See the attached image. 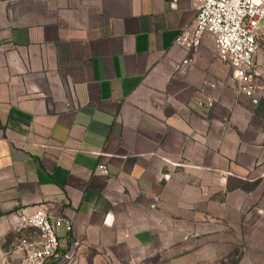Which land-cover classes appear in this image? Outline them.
I'll return each instance as SVG.
<instances>
[{"label": "crops", "instance_id": "0c3cea01", "mask_svg": "<svg viewBox=\"0 0 264 264\" xmlns=\"http://www.w3.org/2000/svg\"><path fill=\"white\" fill-rule=\"evenodd\" d=\"M195 16L192 0H0V262L25 264L39 233L17 226L38 207L70 223L46 264H202L245 216L264 97L236 95L210 34L179 66Z\"/></svg>", "mask_w": 264, "mask_h": 264}, {"label": "built area", "instance_id": "2783aa9c", "mask_svg": "<svg viewBox=\"0 0 264 264\" xmlns=\"http://www.w3.org/2000/svg\"><path fill=\"white\" fill-rule=\"evenodd\" d=\"M177 0H172L174 5ZM196 9L193 23L184 28L175 42L188 55L179 66L193 62L194 52L201 44L204 34L213 37L216 58L230 70V80L235 83L237 96L248 99L264 97V67L255 60L259 48L257 29L264 27V0H192ZM214 87V86H213ZM205 88L196 91L197 106L212 109L213 96L205 95ZM98 170L106 172L103 164ZM70 223L49 217L47 210L36 208L29 215H21L18 230L32 229L39 233L37 243L22 242L18 249L23 253L25 264H46L58 256L59 228ZM6 264V260L0 262Z\"/></svg>", "mask_w": 264, "mask_h": 264}, {"label": "rangeland", "instance_id": "374dc122", "mask_svg": "<svg viewBox=\"0 0 264 264\" xmlns=\"http://www.w3.org/2000/svg\"><path fill=\"white\" fill-rule=\"evenodd\" d=\"M253 173L260 183L254 186L253 202L245 216L229 218L225 232L207 239L214 246L203 249L202 264H264V167Z\"/></svg>", "mask_w": 264, "mask_h": 264}]
</instances>
